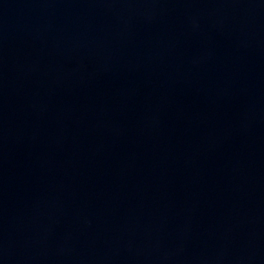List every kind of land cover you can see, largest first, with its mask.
I'll list each match as a JSON object with an SVG mask.
<instances>
[{
  "label": "water",
  "instance_id": "95a60500",
  "mask_svg": "<svg viewBox=\"0 0 264 264\" xmlns=\"http://www.w3.org/2000/svg\"><path fill=\"white\" fill-rule=\"evenodd\" d=\"M0 264H264V0H0Z\"/></svg>",
  "mask_w": 264,
  "mask_h": 264
}]
</instances>
